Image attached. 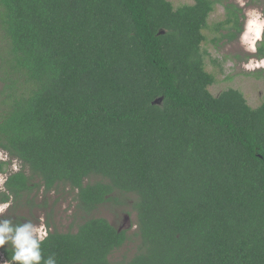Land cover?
I'll return each instance as SVG.
<instances>
[{
    "label": "trees",
    "instance_id": "obj_1",
    "mask_svg": "<svg viewBox=\"0 0 264 264\" xmlns=\"http://www.w3.org/2000/svg\"><path fill=\"white\" fill-rule=\"evenodd\" d=\"M243 16L229 0H0V151L22 165L0 203L64 185L87 213L127 205L139 244L118 264H264V103L213 96L202 50L204 31L237 39ZM126 232L89 217L42 250L110 264Z\"/></svg>",
    "mask_w": 264,
    "mask_h": 264
},
{
    "label": "rangeland",
    "instance_id": "obj_2",
    "mask_svg": "<svg viewBox=\"0 0 264 264\" xmlns=\"http://www.w3.org/2000/svg\"><path fill=\"white\" fill-rule=\"evenodd\" d=\"M174 7L185 4H192L193 0H168ZM243 9V21L245 13L250 9H258L264 12V0H229ZM224 19V9L221 5H216L213 12L208 17V25L218 23ZM208 35V41L202 43L204 55V69L214 76L215 82L208 88L213 96H217L224 90L229 88L238 90L251 108H256L264 103V69H258L253 72L246 71L243 64L248 61L254 54L246 52L239 44L238 38L231 41L219 42L216 45L209 42L216 36L214 33L204 31ZM225 32L223 31V34ZM261 45L259 46V48ZM259 57V53L255 54ZM9 161V167L5 173H0V180L5 182V179L10 173L17 172L22 168L19 161L9 159L8 156L0 151V161ZM24 172L29 174L27 168ZM90 179L86 182H92ZM37 181V179H36ZM4 184V183H3ZM3 184H0L2 189ZM37 192V191H36ZM35 192V193H36ZM34 193L32 207H19L10 210L8 208L4 213V218L12 219L15 222H20L25 219L31 220L33 223H38L39 218L43 217L44 222L50 229V232L66 233L76 232L79 224L85 218L102 217L110 224L120 230H126L128 239L117 250L113 251L109 256L110 264H118L121 261H127L136 252L139 244L138 236H131L136 231L135 213L127 205L111 202L99 205L90 212H85L79 205L77 199V189H72L69 186L59 185L52 191L45 193L43 188L36 194ZM130 200L133 197L130 196ZM128 199L127 202L131 203ZM128 212V214H127ZM6 247V246H5ZM0 248V264H6V260Z\"/></svg>",
    "mask_w": 264,
    "mask_h": 264
},
{
    "label": "clouds",
    "instance_id": "obj_3",
    "mask_svg": "<svg viewBox=\"0 0 264 264\" xmlns=\"http://www.w3.org/2000/svg\"><path fill=\"white\" fill-rule=\"evenodd\" d=\"M240 46L248 53L254 54L243 64L246 71L264 69V56L256 57L259 46L264 45V12L250 9L245 13L242 30L238 36ZM4 181L0 180V184ZM12 205V200L0 203V248L10 245L11 260L6 264H57L54 255L44 256L42 244L48 239L50 229L43 217L38 223L25 219L15 222L4 218V213Z\"/></svg>",
    "mask_w": 264,
    "mask_h": 264
},
{
    "label": "water",
    "instance_id": "obj_4",
    "mask_svg": "<svg viewBox=\"0 0 264 264\" xmlns=\"http://www.w3.org/2000/svg\"><path fill=\"white\" fill-rule=\"evenodd\" d=\"M158 100H161V99H158ZM158 100H155V102H158Z\"/></svg>",
    "mask_w": 264,
    "mask_h": 264
},
{
    "label": "flooded vegetation",
    "instance_id": "obj_5",
    "mask_svg": "<svg viewBox=\"0 0 264 264\" xmlns=\"http://www.w3.org/2000/svg\"><path fill=\"white\" fill-rule=\"evenodd\" d=\"M242 21V20H241ZM6 180V179H5Z\"/></svg>",
    "mask_w": 264,
    "mask_h": 264
}]
</instances>
